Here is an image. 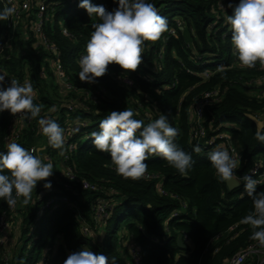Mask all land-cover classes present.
Segmentation results:
<instances>
[{"label":"trees","instance_id":"1","mask_svg":"<svg viewBox=\"0 0 264 264\" xmlns=\"http://www.w3.org/2000/svg\"><path fill=\"white\" fill-rule=\"evenodd\" d=\"M90 2L108 11L118 7L115 0ZM150 2L167 18L168 31L157 41L145 42L136 71L110 64L104 76L86 83L78 77L79 60L99 21L79 7L81 0H0V9L20 11L27 5V17L16 30L9 27V20L0 21V72L9 82H31L34 102L41 108L39 117L15 123L16 139L9 136L15 114L0 112V152L11 142L28 149L45 137L40 118L55 120L65 135L63 149L48 148V157L58 164L53 166L52 189L27 205L20 198L8 218L14 236L10 239L16 241L12 250L7 249L9 236L0 235L4 239L0 264L6 260L40 264L43 259L46 264H64L68 255L84 248L109 256L115 264H134L133 248L138 249L141 264H225L255 243L250 239L251 227L240 222L253 211L243 183L229 190L208 159V153L223 143L203 147L215 133H224L241 156L238 177L254 164L264 169V142L256 139L257 128L247 118L264 111V94H260L264 85L258 81L264 68L258 62L252 68L242 66L226 18L239 0ZM37 15L43 21L42 35L35 32ZM225 56L228 60L223 64ZM212 91L217 97L204 104V119L198 125L195 108ZM126 108L145 125L161 113L167 115L170 125L179 130L174 143L194 160L186 176L153 155L142 179L124 178L109 154L96 150L91 133L99 131L100 120ZM198 126L204 128L206 138L195 135ZM72 145L74 149L69 148ZM197 146L199 153L194 151ZM83 181L96 191L84 190ZM261 191L264 183L256 188ZM100 206L103 214L98 212ZM8 208L0 200V217ZM245 264L257 260L249 258Z\"/></svg>","mask_w":264,"mask_h":264},{"label":"clouds","instance_id":"2","mask_svg":"<svg viewBox=\"0 0 264 264\" xmlns=\"http://www.w3.org/2000/svg\"><path fill=\"white\" fill-rule=\"evenodd\" d=\"M115 2L118 7L112 11L103 5H93L90 0H81L79 4L89 16H95L99 21L93 25L94 31L86 44L85 54L79 60L81 70L78 77L82 82H95L96 78L106 74L110 64L119 65L127 72L136 71L142 62L145 42L157 41L168 31L167 18L159 14L150 0ZM228 6L232 7L231 4ZM15 11L14 7L0 9V21L9 20ZM226 18L231 26V43L242 66L252 68L258 61L264 63V0H239L232 15ZM4 81L5 74L0 73V112L8 110L27 119L39 117L41 108L34 102L36 92L31 82L21 84L11 79L9 86L4 87ZM135 116L132 109L126 108L112 111L101 119L99 131L91 133L96 150L108 153L115 170L124 178L142 179L149 168L146 161L153 155L163 158L179 174L186 176L194 160L174 143L179 130L170 125L167 115L161 113L159 118L146 125ZM38 123L48 144L54 149H63L64 129L51 118H40ZM254 135L259 142H264V128L258 127ZM36 151L11 142L5 152H0V200L9 208L15 207L19 198H23L27 205L37 183L53 175V164L45 163L35 154ZM194 151L199 153L201 148L197 146ZM208 159L219 180L229 190L243 182L253 211L240 222L251 227L250 239L264 245V191L256 192L260 183L253 178L256 169L238 177L235 170L240 166L239 155L223 146L209 152ZM44 187L50 188L51 183H45ZM64 264H115V260L84 248L68 255Z\"/></svg>","mask_w":264,"mask_h":264},{"label":"built area","instance_id":"3","mask_svg":"<svg viewBox=\"0 0 264 264\" xmlns=\"http://www.w3.org/2000/svg\"><path fill=\"white\" fill-rule=\"evenodd\" d=\"M23 8L25 10H27V5H24ZM22 8V9H23ZM220 8L222 10H225V7L223 5L220 4ZM21 9V10H22ZM20 10V11H21ZM20 11H16L9 19V27H11L13 30H16L18 28V26H20L21 22H20ZM42 28H43V21L40 19V16L37 15V20L35 23V32L37 34L42 35ZM259 66L261 68H264V63L259 62ZM60 67H58L59 69ZM1 73V72H0ZM4 74V73H2ZM208 77V75H207ZM259 83L264 85V75H262L259 78ZM127 84H130V82L126 81ZM10 84L7 76L5 75V81H4V87H8ZM260 94H264V91ZM217 97V94L215 91L209 92V93H205L203 95V98L199 101L198 105L195 108L193 117L195 119V121L198 123V125H200L199 123L204 119V112L202 110L203 106L205 103H207L210 99ZM15 117V122H13V124L10 126L9 128V133H10V137L11 139H16L18 137L16 131V124L15 123H20L25 117L19 113L14 115ZM254 117H256L258 120L264 122V111L262 113H260L259 115H255ZM19 126V124H18ZM198 131L195 135H198L200 138H206V133L204 128H202L201 126H198ZM220 142L223 143L222 146H224L225 148H227L231 153H238V151L236 150V147L232 144V139L229 135H226L224 133H215L213 136H211L209 139L205 140L203 143V147L208 148V147H213L215 146L216 142ZM70 149H74V147L69 146ZM239 155V153H238ZM239 159L241 161V156L239 155ZM252 169H256V176L253 178H256L260 181V183L257 186H260L264 183V169L262 170L261 166L259 164H254L251 168H249L245 173H243V176L250 174V170ZM237 172V169L235 170V174ZM66 177L69 180H73L74 177L72 175V173L70 171H66ZM82 188L84 190H90V191H96L95 186H93L92 184H90L89 182L83 181L82 183ZM20 200V198L18 199ZM50 203H48L47 205H49ZM16 209V205L13 208H8L7 210H5L4 212H2V216L0 217V235L4 237L5 234L8 233L9 231V227L10 224L8 223V218H11V214L12 212ZM104 213V208H101V211L99 212V214H103ZM85 231H87V229H84V235L86 234ZM0 244H4V239L1 238L0 239ZM132 254H133V261L134 264H141L140 263V256H139V251L136 248L132 249ZM261 257V259H260ZM249 258H256L257 260V264H263L264 262V245H259L257 241H255L254 244L248 246L245 249H242L240 251H238L236 254H234V256H232L229 260L226 261L225 264H245V262L247 261V259ZM45 259L40 261V264H46V262L44 263ZM3 264H10L7 260L3 263Z\"/></svg>","mask_w":264,"mask_h":264},{"label":"rangeland","instance_id":"4","mask_svg":"<svg viewBox=\"0 0 264 264\" xmlns=\"http://www.w3.org/2000/svg\"><path fill=\"white\" fill-rule=\"evenodd\" d=\"M26 10L23 8L21 11H20V22H23V20L25 21V19H26ZM180 24L181 23H179V26H180ZM21 25V24H20ZM230 30H231V27H230ZM17 51H19V48L17 47L16 48V52ZM232 56H234V54L232 53ZM228 60V57H226L225 56V58L223 59V60H221V62L224 64V62L225 61H227ZM6 76H7V74H5ZM248 93H249V91H248ZM50 147V145L48 144V142H47V139H45V137H41L40 139H38L36 142H34L31 146H30V148H28L29 150H32V149H37V151H36V155H38L45 163H48V162H51L52 164H53V166L54 165H56V166H58V164H56V162H54L53 161V158H51L50 156L48 157V148ZM72 147H73V145H72ZM64 157H65V155H64ZM66 159H67V157H65ZM65 158H64V160H65ZM55 167V166H54ZM56 168V167H55ZM54 174V173H53ZM53 179H54V177H53V175L52 176H50L49 178H47V180H44V181H41V184H40V186H41V188L39 187V185H36V187H35V190L33 191V194H32V200H37L38 199V197L39 196H42V195H44L45 194V192H48L49 190H51L52 189V185H51V187L50 188H45L44 187V184L45 183H47V182H50L51 184H52V181H53ZM243 183V182H242ZM39 189H41L40 190V192H39ZM244 193H245V191H244ZM101 208H104L103 206H100V208L98 209V212H100L101 211ZM51 213V212H50ZM42 214H44L42 211H41V213H40V216H42ZM40 229H41V225L40 226H38V231H37V234H36V238L38 237V235H39V231H40ZM4 236H9V239H10V237L11 238H13L14 236L12 235V231L10 230L9 231V233H8V235L7 234H5ZM13 236V237H12ZM9 241V240H8ZM7 241V243H5L4 244V247L5 248H7V249H9V247L12 245V246H14V243H15V241L16 240H12V239H10V241L8 242ZM10 250H12V247H10ZM260 259H261V257H260ZM256 260H258V259H256Z\"/></svg>","mask_w":264,"mask_h":264},{"label":"water","instance_id":"5","mask_svg":"<svg viewBox=\"0 0 264 264\" xmlns=\"http://www.w3.org/2000/svg\"><path fill=\"white\" fill-rule=\"evenodd\" d=\"M247 118L249 119V120H251L254 124H255V126H256V128H264V122H262V121H260V120H258L256 117H254V116H252V115H247ZM240 186V185H239ZM228 187V186H227ZM236 188H238V187H236ZM234 189V188H233ZM178 245L180 246V247H184V244H183V241H182V237L181 236H179L178 237Z\"/></svg>","mask_w":264,"mask_h":264}]
</instances>
